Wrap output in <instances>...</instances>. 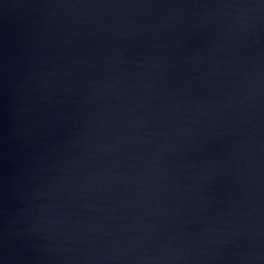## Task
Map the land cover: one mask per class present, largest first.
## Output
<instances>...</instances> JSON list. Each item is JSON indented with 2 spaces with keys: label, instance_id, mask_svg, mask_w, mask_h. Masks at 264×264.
<instances>
[{
  "label": "water",
  "instance_id": "95a60500",
  "mask_svg": "<svg viewBox=\"0 0 264 264\" xmlns=\"http://www.w3.org/2000/svg\"><path fill=\"white\" fill-rule=\"evenodd\" d=\"M0 264H264V0H0Z\"/></svg>",
  "mask_w": 264,
  "mask_h": 264
}]
</instances>
